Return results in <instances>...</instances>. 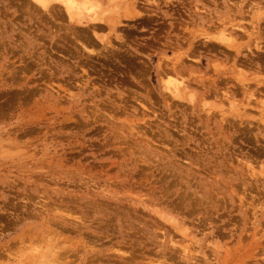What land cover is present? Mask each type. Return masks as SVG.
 <instances>
[{
  "label": "rangeland",
  "instance_id": "374dc122",
  "mask_svg": "<svg viewBox=\"0 0 264 264\" xmlns=\"http://www.w3.org/2000/svg\"><path fill=\"white\" fill-rule=\"evenodd\" d=\"M98 1L0 0V264H264V0Z\"/></svg>",
  "mask_w": 264,
  "mask_h": 264
},
{
  "label": "bare ground",
  "instance_id": "6f19581e",
  "mask_svg": "<svg viewBox=\"0 0 264 264\" xmlns=\"http://www.w3.org/2000/svg\"><path fill=\"white\" fill-rule=\"evenodd\" d=\"M36 4H39L41 7H44V8H46L47 6H49V5H54L55 3L57 4V3H59V4H61V6L63 7V12H65V15H66V17H67V19H65V20H68L69 22H71V23H74V24H77V26L78 25H82L83 27L85 26H88V28H92V29H95V28H99L100 27V25L102 26H107L108 27V29H112L116 24H118L119 23V20H116V17H114V16H112L111 17V15L110 16H106V15H102V14H104V9L102 8V5H101V3L98 1V0H33ZM111 1V0H110ZM229 1V0H228ZM237 1H239V0H237ZM243 0H241L240 1V3H238V2H236L237 4H235L236 5V7L234 8L235 9V13H237V12H239V10L240 9H242L243 8V6H241V2H242ZM247 1V0H246ZM230 2V1H229ZM228 2V3H229ZM249 2H251V1H249ZM248 2V3H249ZM233 3V2H232ZM106 4H108V2L106 3ZM105 4V5H106ZM133 4V3H132ZM246 4V3H245ZM252 4V3H251ZM116 5V4H115ZM254 5V4H253ZM54 6H56V5H54ZM60 6V5H59ZM58 6V7H59ZM230 6H233V5H230ZM260 6V5H259ZM259 6L256 4L255 5V7H256V9H257V11H255L252 15H251V21H253V22H256V20H259V19H261V22H262V19L264 18V16L262 15V14H260V12H258V11H260L261 9L259 8ZM53 7V6H52ZM234 7V6H233ZM247 7H248V4H247ZM250 8L249 9H251V8H253V9H255L254 8V6H249ZM60 8V7H59ZM262 8V7H261ZM55 9V8H54ZM97 9H100L99 11L97 10ZM103 11H102V10ZM231 9H233V8H230V10ZM253 9H251L252 11H254ZM49 10V9H48ZM52 10V9H51ZM247 10V9H246ZM100 11H102V12H100ZM53 12V11H52ZM57 12V11H56ZM58 13V12H57ZM100 13H102V14H100ZM244 13V12H243ZM52 14V13H51ZM106 14V13H105ZM127 14V13H126ZM136 15H137V13H135ZM64 15V16H65ZM233 15V14H232ZM124 16V15H123ZM126 16V15H125ZM129 16V15H128ZM228 16V15H227ZM65 17V18H66ZM244 17H246V16H244ZM243 17V18H244ZM54 18H56V17H54ZM129 18V17H128ZM252 18H254L255 20H253ZM56 20V19H55ZM253 22H251V23H253ZM250 23V24H251ZM257 23V22H256ZM254 24V23H253ZM71 25V24H70ZM230 26L229 27H231L230 29L228 28H226V27H223L222 29H221V31L222 32H220V34H221V36L224 38L223 40L224 41H222L221 39H222V37L220 38V37H218L219 36V33H218V36H216V38H220V40L222 41V42H224V44L226 43V39H228L230 42H233L234 41V39H233V37H231V35L232 34H234L233 33V31L234 30H238L239 31V29H243V31H245L244 30V28L240 25V23L238 24V23H230L229 24ZM90 26V27H89ZM75 27H76V25H75ZM79 27V26H78ZM84 27V28H85ZM256 27H258V25H253V29L254 28H256ZM65 28V27H64ZM80 28V27H79ZM88 28H87V31H88ZM90 28V29H91ZM101 28V27H100ZM262 28H264V26H262ZM71 29V28H70ZM86 29V28H85ZM81 30H82V28H81ZM264 30V29H263ZM94 31V30H93ZM96 31V30H95ZM237 31V32H238ZM251 31V30H250ZM249 31V32H250ZM254 31V30H253ZM260 31H262V30H260ZM89 32V31H88ZM246 32V31H245ZM244 32V33H245ZM257 32H259V30L258 31H256V32H250V33H246L245 35H252V34H256V35H258V33ZM92 33V32H91ZM93 34V33H92ZM91 34V35H92ZM94 34H96V32H94ZM243 34V33H242ZM98 35V34H97ZM96 35V36H97ZM214 36V35H213ZM100 37V36H99ZM232 38V39H229V38ZM239 37H241V36H239ZM238 37V38H239ZM244 37V36H243ZM82 38V37H81ZM90 38V37H89ZM101 39H102V37H100ZM116 38V37H115ZM214 38H215V36H214ZM215 38V39H216ZM237 39V38H236ZM260 39V38H259ZM98 40H99V38H98ZM106 40V39H105ZM84 41V40H83ZM212 41V40H211ZM214 41V40H213ZM217 41H219V40H217ZM229 41H227V42H229ZM220 42V41H219ZM218 42V43H219ZM221 42V43H222ZM236 43V42H235ZM234 43V44H235ZM81 44H83V42L81 43ZM80 44V45H81ZM210 44V43H209ZM216 44H217V42H216ZM234 44H233V46L231 45V47H227V49L229 50V48H234V52L236 53V54H238L240 51H239V46H236L235 45V47H234ZM212 45H215V43L214 44H212ZM220 45V44H219ZM222 45H223V43H222ZM226 45V44H225ZM229 45V44H228ZM255 46H253L254 48L255 47H257V49L258 48H260V46L259 45H257V43H255L254 44ZM206 46V45H205ZM211 46V45H210ZM218 45H216V47H217ZM80 47V46H79ZM84 47V46H83ZM209 47V46H208ZM207 47V48H208ZM212 47V46H211ZM214 47V46H213ZM225 47V46H224ZM85 48V47H84ZM210 48V47H209ZM223 48V47H222ZM251 48V47H250ZM212 49V48H211ZM224 49V48H223ZM222 49V50H223ZM248 49V48H247ZM81 50V49H80ZM214 50V49H213ZM225 50V49H224ZM231 50V49H230ZM246 50V49H245ZM252 50V49H251ZM226 51V50H225ZM232 51H233V49H232ZM249 51V50H248ZM254 51V50H253ZM228 52V51H227ZM229 54V53H228ZM230 55V54H229ZM259 56V55H258ZM178 57V56H177ZM188 57V56H187ZM190 57V56H189ZM230 57V56H229ZM260 57V56H259ZM258 57V58H259ZM231 58V57H230ZM230 58H228V59H230ZM172 59V58H171ZM183 59H184V57H183ZM182 59V60H183ZM193 59V58H192ZM173 60H171V62H172ZM185 62V61H184ZM240 62V61H239ZM242 62V61H241ZM173 63H174V61H173ZM192 63H195V62H192ZM197 63V62H196ZM243 63V62H242ZM244 64V63H243ZM175 65V64H174ZM242 65V64H241ZM158 66V65H157ZM237 66V65H236ZM241 67V66H240ZM214 70V69H213ZM160 71V70H159ZM185 72V71H184ZM166 73V72H165ZM181 73H182V71H181ZM180 73V74H181ZM186 73V72H185ZM184 74V73H183ZM238 74H241V73H238ZM184 76V75H183ZM242 76H243V74H242ZM182 77V76H181ZM167 78V77H166ZM179 78V77H178ZM183 78V77H182ZM181 78V79H182ZM222 79V78H221ZM245 79V78H244ZM235 80V79H234ZM241 80V79H240ZM191 81V80H190ZM212 81V80H211ZM215 81V80H214ZM183 82V81H182ZM192 82V81H191ZM218 82V81H217ZM237 83V82H236ZM164 84V83H163ZM171 86H172V88H170V91L172 92V94H173V97H176V96H179V95H177V93L179 92V90H180V81H176V80H174V81H172L171 82ZM218 84V83H217ZM238 84V83H237ZM245 84V83H244ZM243 84V85H244ZM165 85V84H164ZM205 86V85H204ZM165 87V86H164ZM218 87V86H217ZM166 88V87H165ZM212 89V88H211ZM225 89V88H224ZM227 90V89H226ZM226 90H225V92H226ZM237 91H238V89H237ZM247 93V92H246ZM217 94H218V92H217ZM224 94V93H223ZM175 95V96H174ZM226 95V94H225ZM224 95V96H225ZM263 95V94H262ZM261 95V96H262ZM223 96V95H222ZM223 96V97H224ZM226 99V98H225ZM231 103V102H230ZM231 108H233V107H231ZM233 123V122H232ZM206 193V192H205ZM207 197V196H206ZM205 197V198H206ZM242 197V196H241ZM240 201V200H239ZM55 247H57V246H55ZM59 253V252H58ZM18 261H19V258H18ZM11 263V262H10ZM9 263V264H10Z\"/></svg>",
  "mask_w": 264,
  "mask_h": 264
}]
</instances>
